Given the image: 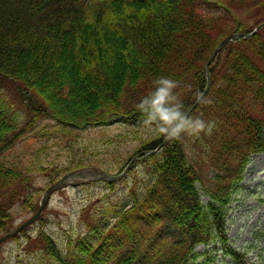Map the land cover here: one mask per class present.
Masks as SVG:
<instances>
[{
  "label": "trees",
  "instance_id": "1",
  "mask_svg": "<svg viewBox=\"0 0 264 264\" xmlns=\"http://www.w3.org/2000/svg\"><path fill=\"white\" fill-rule=\"evenodd\" d=\"M262 20L264 0H0V236L12 230L16 204L20 214L39 207L34 172L48 168L40 150L20 151L23 143L60 139L73 148L80 131L124 123L133 144L119 154L116 146L117 162L100 168L119 173L165 140L135 107L154 80L180 81L189 110L216 45ZM207 71L208 91L189 115L213 122L211 134H183L140 155L81 209L79 230L53 235L42 211L35 234L28 225L6 239L24 244L17 264H216L226 256L264 264L230 246L225 228L245 166L264 150V25L224 43Z\"/></svg>",
  "mask_w": 264,
  "mask_h": 264
},
{
  "label": "rangeland",
  "instance_id": "2",
  "mask_svg": "<svg viewBox=\"0 0 264 264\" xmlns=\"http://www.w3.org/2000/svg\"><path fill=\"white\" fill-rule=\"evenodd\" d=\"M129 128L130 125L120 123L106 128L93 127L80 131L72 145L73 148L60 139L59 141L48 139L40 146L42 140L30 138L29 143L22 144L20 151L25 150L29 153L35 149L40 150L42 165L48 168L46 172L35 170L33 186L39 189V194L42 195L51 184L72 169L81 167L97 169L115 164L118 159L110 154L112 149L117 146L116 154H119L133 144L128 137ZM101 135H107L111 141L108 143L100 141ZM54 165L57 169L51 172ZM111 171L116 173L115 170ZM52 176L55 180L51 182L49 180H52ZM123 184V181L117 183L118 191L123 188ZM106 193L108 190L101 179L72 177L69 183L51 190L42 214L45 227L57 237L63 226L72 225L77 230L81 229L82 224L79 221L81 209L91 201L102 199ZM39 197L35 196L38 205L41 201ZM201 199L205 202L206 196H202ZM14 210L19 215L13 221L12 229L34 213L33 211L27 214L22 211L20 214L18 204ZM39 225V221H36L29 225L27 231L35 234ZM225 228L231 245L245 250L250 260L260 255L264 256V152L251 156L244 178L232 195ZM22 245L24 244L17 246V243L11 240L1 242L0 264H17L16 254L17 252L23 254ZM217 264H229V261L223 259Z\"/></svg>",
  "mask_w": 264,
  "mask_h": 264
},
{
  "label": "clouds",
  "instance_id": "3",
  "mask_svg": "<svg viewBox=\"0 0 264 264\" xmlns=\"http://www.w3.org/2000/svg\"><path fill=\"white\" fill-rule=\"evenodd\" d=\"M181 83L170 77L160 76L154 80L153 89L135 105L144 117V123L167 139H180L183 134H211L213 122L206 123L193 118L185 110L177 93Z\"/></svg>",
  "mask_w": 264,
  "mask_h": 264
},
{
  "label": "water",
  "instance_id": "4",
  "mask_svg": "<svg viewBox=\"0 0 264 264\" xmlns=\"http://www.w3.org/2000/svg\"><path fill=\"white\" fill-rule=\"evenodd\" d=\"M264 25V21H262L260 24H258L254 29H252L251 32L249 33H241V32H235V33H232L228 36H226L225 38H223L220 43L217 45V47L214 49V51L212 52V54L210 55L207 63L205 66L208 65V63L211 61V59L213 58V56L215 55V53L218 51V49L220 48V46L229 41V40H232L233 38H236L238 36H249L250 34L254 33L258 28H260L261 26ZM207 81H208V74H207ZM208 89V84L206 85V87L204 88L202 94L196 99V101L194 102V104L192 105L191 108H193L195 106V104L199 101V99L201 98V96L207 91ZM191 108L187 111L189 113V111L191 110ZM167 139V138H166ZM154 150H148V151H142L138 154H136L134 157H132L131 161L126 165V167L124 168V170L118 174V175H110L104 171H98V170H90V169H77V170H73V171H70L68 173H66L63 177H61L58 181H56L55 183H53L52 185H50L45 191L44 193L42 194V198H41V201H40V204H39V208L38 210L32 215L30 216L28 219H26L25 221H23L20 225H18L15 229H13L12 231L2 235L0 237V241L11 236L12 234L18 232L21 228H23L24 226L28 225L30 222H32L34 219H36L39 214L41 213V211L43 210L45 204H46V201L49 197V193L51 190L55 189L56 187L60 186V185H63L67 182L70 181V179L72 177H91V178H95V179H114V178H117L119 177L121 174H123L125 172V170L131 165V163L137 159V157L143 153H151L153 152Z\"/></svg>",
  "mask_w": 264,
  "mask_h": 264
}]
</instances>
